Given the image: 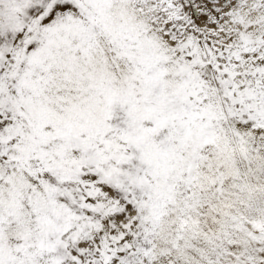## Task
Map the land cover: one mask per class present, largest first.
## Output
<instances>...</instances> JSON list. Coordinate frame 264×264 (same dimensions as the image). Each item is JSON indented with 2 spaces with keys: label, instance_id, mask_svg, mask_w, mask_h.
<instances>
[{
  "label": "snow or ice",
  "instance_id": "snow-or-ice-1",
  "mask_svg": "<svg viewBox=\"0 0 264 264\" xmlns=\"http://www.w3.org/2000/svg\"><path fill=\"white\" fill-rule=\"evenodd\" d=\"M0 264H264V0H0Z\"/></svg>",
  "mask_w": 264,
  "mask_h": 264
}]
</instances>
